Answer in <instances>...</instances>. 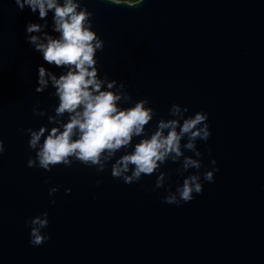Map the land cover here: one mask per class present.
Segmentation results:
<instances>
[{"label":"water","instance_id":"1","mask_svg":"<svg viewBox=\"0 0 264 264\" xmlns=\"http://www.w3.org/2000/svg\"><path fill=\"white\" fill-rule=\"evenodd\" d=\"M85 4L105 41L101 78L125 83L134 101L150 100L158 113L152 129L173 118L174 103L189 108L186 116L205 112L212 135L197 142L200 174L219 171L202 195L177 206L163 202L165 189L145 190L159 173L127 185L111 176V164L103 173L79 163L52 172L27 167L35 153L18 130L52 127L33 110L54 115L58 105L53 89L36 93L37 68L62 70L26 42V25L43 22L38 13L0 0V264H264V0ZM179 167L169 161L160 170L173 192L196 171L180 176ZM44 212L51 239L34 247L27 222Z\"/></svg>","mask_w":264,"mask_h":264},{"label":"clouds","instance_id":"2","mask_svg":"<svg viewBox=\"0 0 264 264\" xmlns=\"http://www.w3.org/2000/svg\"><path fill=\"white\" fill-rule=\"evenodd\" d=\"M23 12L30 9L33 15L38 13L42 23L26 25V42L33 50L41 54L45 64L55 71L40 65L37 68L36 93L43 94L49 88L54 91L50 96L58 99L54 115L40 110L37 105L33 115L47 117L49 126L19 129L28 135V146L35 153L27 163L29 168H38L47 172L58 166L72 167L79 163L95 168L97 173L105 172L111 164V176L127 185L139 183L144 176L157 173L154 188H145L148 193L156 189H165L167 195L163 202L180 206L192 202L204 192V183H212L219 168L205 170L203 153L197 146L198 141L207 142L211 138L209 116L203 112L186 114L189 108L172 104L169 115L172 119H158L154 129L148 126L157 118V111L151 107L148 99L134 101L126 91V85L107 74L101 78L97 53L103 52L105 41L94 31V13L88 10L85 0H14ZM102 3L115 6L137 8L145 3L121 2V0H101ZM49 13H52L51 33L49 32ZM132 104V107L122 105ZM139 138V142L134 141ZM186 140V142H184ZM129 149H131L129 151ZM121 151L123 155L117 157ZM193 155L186 156L185 152ZM6 152L5 143L0 139V156ZM209 155L211 152L209 151ZM169 161L180 164L178 175L195 169L178 184L175 192L165 185L171 179L161 167ZM216 165V161H211ZM47 182V181H46ZM102 181H97V187ZM59 187L49 189L54 196ZM71 194V189H66ZM54 205L56 201L53 199ZM49 214L42 213L31 218L30 243L34 247L43 246L51 237L44 230L49 227Z\"/></svg>","mask_w":264,"mask_h":264},{"label":"trees","instance_id":"3","mask_svg":"<svg viewBox=\"0 0 264 264\" xmlns=\"http://www.w3.org/2000/svg\"><path fill=\"white\" fill-rule=\"evenodd\" d=\"M121 2H138V0H121Z\"/></svg>","mask_w":264,"mask_h":264}]
</instances>
